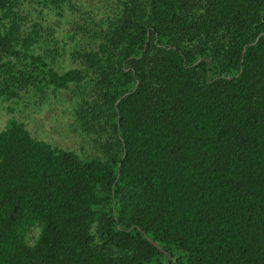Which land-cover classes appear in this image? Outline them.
<instances>
[{
    "label": "trees",
    "instance_id": "trees-1",
    "mask_svg": "<svg viewBox=\"0 0 264 264\" xmlns=\"http://www.w3.org/2000/svg\"><path fill=\"white\" fill-rule=\"evenodd\" d=\"M106 1L68 47L0 0V98L77 87L114 142L83 160L0 131V264H264V0Z\"/></svg>",
    "mask_w": 264,
    "mask_h": 264
},
{
    "label": "rangeland",
    "instance_id": "rangeland-1",
    "mask_svg": "<svg viewBox=\"0 0 264 264\" xmlns=\"http://www.w3.org/2000/svg\"><path fill=\"white\" fill-rule=\"evenodd\" d=\"M20 1L26 15L53 28L55 36L61 43L67 42L68 47L72 46L68 36L78 35L73 27L84 23L81 17L83 12L95 15L107 9L106 0H73L71 6L65 7L61 13L50 10L45 0ZM64 61L68 63L65 57ZM74 88L75 93L60 92L56 98L48 100L39 98L33 102H25L22 99L15 102L0 98V131L11 120H16L23 123L34 138L53 147L72 151L83 160L107 157L114 151V142L103 125L90 121L85 126L77 119L76 103L80 101L82 94L80 89ZM38 235L39 228H32L27 235V243L33 244Z\"/></svg>",
    "mask_w": 264,
    "mask_h": 264
}]
</instances>
